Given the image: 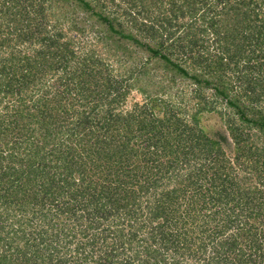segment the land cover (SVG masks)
Instances as JSON below:
<instances>
[{
	"label": "trees",
	"instance_id": "obj_1",
	"mask_svg": "<svg viewBox=\"0 0 264 264\" xmlns=\"http://www.w3.org/2000/svg\"><path fill=\"white\" fill-rule=\"evenodd\" d=\"M0 264H264V0H0Z\"/></svg>",
	"mask_w": 264,
	"mask_h": 264
},
{
	"label": "rangeland",
	"instance_id": "obj_2",
	"mask_svg": "<svg viewBox=\"0 0 264 264\" xmlns=\"http://www.w3.org/2000/svg\"><path fill=\"white\" fill-rule=\"evenodd\" d=\"M87 39L92 40L90 38ZM135 99H142L141 94L138 91H134L130 94V97L127 102V107H131ZM94 100L97 101L98 98H94ZM202 124L210 135L214 134L219 127L216 117L205 118L203 119Z\"/></svg>",
	"mask_w": 264,
	"mask_h": 264
}]
</instances>
